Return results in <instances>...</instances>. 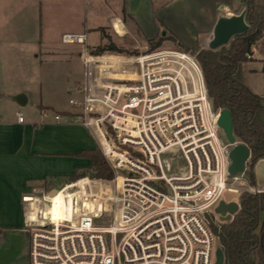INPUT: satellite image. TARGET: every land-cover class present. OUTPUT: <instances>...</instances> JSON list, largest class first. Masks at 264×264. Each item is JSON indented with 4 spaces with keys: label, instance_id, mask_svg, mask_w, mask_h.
<instances>
[{
    "label": "built area",
    "instance_id": "1",
    "mask_svg": "<svg viewBox=\"0 0 264 264\" xmlns=\"http://www.w3.org/2000/svg\"><path fill=\"white\" fill-rule=\"evenodd\" d=\"M61 40L82 47L84 68L71 88L75 113L65 118L93 135L110 176L87 170L59 189H31L23 198L29 263L215 264L214 226L222 222L215 209L238 186L264 187L251 186L247 170L229 173L234 145L219 135L222 109L213 108L196 56L160 48L97 54L87 33ZM18 122L24 123L22 114ZM57 194L67 206L72 196L62 218L50 210Z\"/></svg>",
    "mask_w": 264,
    "mask_h": 264
},
{
    "label": "crops",
    "instance_id": "2",
    "mask_svg": "<svg viewBox=\"0 0 264 264\" xmlns=\"http://www.w3.org/2000/svg\"><path fill=\"white\" fill-rule=\"evenodd\" d=\"M89 1L0 0V264H30V230L25 231L28 227L23 198L30 195L31 189L35 187L54 188L48 182L62 174V162L72 159L69 161L71 171L66 175L69 176L76 168L90 166L89 159L77 157V154L85 150H99L97 141L85 127L73 118H65L75 113L70 104L60 107L50 105L42 97H33L26 88L16 86V78L24 76L22 73L30 65L28 62L40 60L41 57V62L53 60L54 55L60 51L59 47L57 49L54 45L45 44L39 20V17L42 19L44 9L57 6V10L60 7L70 12L69 16L72 15L71 22L74 24L62 32L61 36L66 32L75 33L71 32L74 29L77 34L86 32L89 39L92 31L88 30L95 27L98 29V26L110 24L125 32L128 24L121 17L125 4L131 17L129 20L147 42L156 39L163 27L167 29L165 34L170 33L177 42L187 47L200 45L201 42V47H204L213 37L217 20L239 14L237 9L241 4L238 0H117L114 9L102 3L91 5L90 10H94L90 13ZM256 2L264 5V0ZM32 10H35V14L22 20V13ZM243 10L245 8L241 12ZM112 17L114 19L111 24ZM98 18H106V23H91L97 22ZM159 24L161 28H158ZM32 27L35 30L34 39L23 38L22 35L27 36V31H24ZM63 55L62 58L72 63L80 76L72 85L76 87L83 78L82 58ZM262 60L247 63L254 64L253 68L244 65V80L252 91L249 78L257 75L264 79ZM20 94H24L27 99L24 106L16 102ZM30 104L32 110L27 114L26 109ZM18 114L24 116V123L18 122ZM56 115L64 118L57 121ZM86 132L94 140L90 136L91 141L84 139ZM258 185L264 187V182ZM61 197L62 194H57L52 201L65 202ZM59 211L62 215L63 206H60Z\"/></svg>",
    "mask_w": 264,
    "mask_h": 264
},
{
    "label": "trees",
    "instance_id": "3",
    "mask_svg": "<svg viewBox=\"0 0 264 264\" xmlns=\"http://www.w3.org/2000/svg\"><path fill=\"white\" fill-rule=\"evenodd\" d=\"M245 8V20L250 26L248 32L234 37L227 46L218 50L201 48L199 44L187 47L173 36H161L148 41L149 51L160 48L164 41L170 40L187 52L194 54L200 63L206 81L209 97L215 110L230 111L233 134L236 140L247 145L251 160L246 175L251 186L257 181L252 167L264 159V99L254 93L245 83L244 65L252 61V47L264 38V5L256 0H238ZM124 19H131L123 6ZM104 32V29H100ZM108 44L98 47L95 53H126L118 48L108 35ZM264 55V41L262 43ZM262 73L264 77V60ZM77 157L90 160L88 168H76L69 181L83 176L86 170L96 177L107 178L109 169L97 149L85 150ZM240 208L233 219L214 226L219 244L224 253V264H264V191H243L239 195Z\"/></svg>",
    "mask_w": 264,
    "mask_h": 264
},
{
    "label": "rangeland",
    "instance_id": "4",
    "mask_svg": "<svg viewBox=\"0 0 264 264\" xmlns=\"http://www.w3.org/2000/svg\"><path fill=\"white\" fill-rule=\"evenodd\" d=\"M117 0H101V1H95L91 0L89 1V12L92 13V10H90L91 5H97V4H104L106 7L110 9H114L116 7V2ZM126 1V0H124ZM126 3V2H125ZM57 7V6H56ZM56 7L54 8H45L43 11V16L42 19L39 17L41 20V28L40 30L42 31L44 41L46 42L47 46L54 45L58 49L60 48V51L57 52L56 55H54L53 60H48V61H42V57L40 60L28 62L30 65L25 67L24 74L22 73L21 78H16V86L20 85L23 88H26L33 97H42L43 101L50 104V105H56L57 107L60 106H68L69 105V99L71 98H76L77 93L75 91H71V88L73 84H75L80 76L78 75L77 71L75 72V66H73L72 63L69 61H66L62 58V55H66L70 57H81V52H82V47L78 46L76 44H71V45H66L62 43V36L64 34H67L68 32L64 33L61 36V33L64 32L66 29L70 28L72 24V15H70V12L63 11L59 7L57 10ZM238 13H241L242 10V5L239 4ZM33 11V12H32ZM31 12H26L24 11L22 13V20H27V18L30 16L32 17L33 14H35V10H32ZM77 14V13H76ZM121 17H123V13L121 14ZM124 18V17H123ZM112 19H110L111 24H112ZM106 18H98L97 22H91L95 23L96 25H104L106 23ZM125 20V19H124ZM33 21V20H32ZM125 23L128 24V28H126L125 32L122 31L121 29H116L113 28L110 24L106 26H98L93 28L91 34L89 35V44H90V49L95 53L96 49L98 47H102L104 45H107L109 42L107 39L104 38V35H108L111 39V42H113L118 48H122L123 50L127 51L126 53H113V52H104L101 54L107 55V54H115V55H123V56H130V55H137L140 53L148 52L149 51V44L146 41V39L142 36V34L139 33L138 30L133 25V22L131 20L126 19ZM162 26L159 24L158 28H161ZM100 29H104V32H102ZM27 31V36L22 35L23 38L25 39H34L35 37V30L34 27L25 30L24 32ZM87 31V32H88ZM167 31L166 28H161L159 32V36H157L156 39H159L161 36H169V34H165ZM71 32L78 33L74 31V29ZM86 33V32H85ZM88 35V34H87ZM22 38V39H23ZM264 41V38L257 42L256 45L252 47V61L255 60L256 62L261 59L264 60V55L262 53V43ZM202 45V42L200 46ZM203 47V46H202ZM201 47V48H202ZM203 48H208V44L204 45ZM160 49H180L176 43H173L170 40H166L163 42L162 46ZM38 53H40V49H38ZM60 53V55H58ZM98 54V53H97ZM63 55V56H64ZM44 57V55H43ZM258 59V60H257ZM262 60V62H263ZM26 64V62H25ZM83 64V63H82ZM255 65H246V68H253ZM75 72V73H74ZM262 72V71H261ZM252 78H249V84L253 91L257 94H261L264 99V79L259 76H251ZM263 87V88H262ZM263 89V90H262ZM31 104L27 107V114L31 112ZM52 113H49V116ZM89 134V135H88ZM221 139L223 141L226 140L225 135L223 134L222 131L219 133ZM92 136L90 133L86 132V137L84 139L90 140ZM93 139V138H92ZM94 140V139H93ZM91 141V140H90ZM92 143V142H91ZM102 157V155H101ZM103 158V157H102ZM70 159L69 161H71ZM69 161L62 162L63 164V169L61 170L62 174L59 176L53 178L48 182L49 185H51L54 188H61L66 182H67V174L70 173L71 170H69ZM250 163V161L247 163ZM60 171V170H59ZM242 192L244 191L243 187H239ZM240 190H235L233 192H228L226 193V200H231V201H238L239 195L241 193ZM62 198V197H61ZM63 199V198H62ZM71 202H72V196H69V206L63 200L61 203H57L55 199L52 201V206H51V211H52V216L53 218H62L64 216V212L67 209V207H71ZM239 202V201H238ZM60 206H63V213L62 215L60 214L59 208ZM61 216V217H60ZM26 232L29 231V229H25ZM25 242V241H24ZM218 245L216 244V247ZM220 246V244H219ZM221 248V247H219ZM28 264V263H27Z\"/></svg>",
    "mask_w": 264,
    "mask_h": 264
},
{
    "label": "water",
    "instance_id": "5",
    "mask_svg": "<svg viewBox=\"0 0 264 264\" xmlns=\"http://www.w3.org/2000/svg\"><path fill=\"white\" fill-rule=\"evenodd\" d=\"M245 15L246 10H243L240 14L219 18L214 26L213 37L208 43V49L218 50L223 46H227L234 37L248 32L250 26L245 20ZM16 102L20 106H24L27 99L24 94H20L16 98ZM217 124L225 135L228 143L234 145L229 151V159L231 161L228 168L229 173L235 175L245 172L247 170V163L251 158V151L247 145L237 143L233 134V122L229 110L222 109L220 111ZM254 173L257 183L262 184L264 182V159L256 164ZM90 176L94 177L92 173H90ZM239 208L240 205L238 201L226 202L222 200L215 209V213L219 215V219L222 222H228L233 219ZM215 257V264H224V253L221 248L216 250Z\"/></svg>",
    "mask_w": 264,
    "mask_h": 264
},
{
    "label": "bare ground",
    "instance_id": "6",
    "mask_svg": "<svg viewBox=\"0 0 264 264\" xmlns=\"http://www.w3.org/2000/svg\"><path fill=\"white\" fill-rule=\"evenodd\" d=\"M57 203H60L61 201L60 200H56Z\"/></svg>",
    "mask_w": 264,
    "mask_h": 264
}]
</instances>
